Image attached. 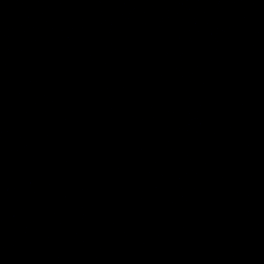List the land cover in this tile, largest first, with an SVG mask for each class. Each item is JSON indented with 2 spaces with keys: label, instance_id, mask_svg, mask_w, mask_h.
<instances>
[{
  "label": "water",
  "instance_id": "obj_1",
  "mask_svg": "<svg viewBox=\"0 0 264 264\" xmlns=\"http://www.w3.org/2000/svg\"><path fill=\"white\" fill-rule=\"evenodd\" d=\"M0 264H264V0H0Z\"/></svg>",
  "mask_w": 264,
  "mask_h": 264
}]
</instances>
